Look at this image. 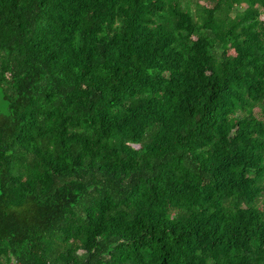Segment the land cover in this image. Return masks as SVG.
<instances>
[{"label": "trees", "instance_id": "1", "mask_svg": "<svg viewBox=\"0 0 264 264\" xmlns=\"http://www.w3.org/2000/svg\"><path fill=\"white\" fill-rule=\"evenodd\" d=\"M0 264H264V0H0Z\"/></svg>", "mask_w": 264, "mask_h": 264}]
</instances>
